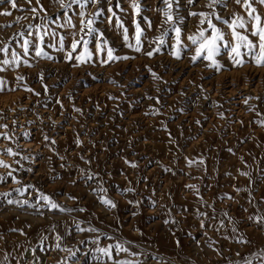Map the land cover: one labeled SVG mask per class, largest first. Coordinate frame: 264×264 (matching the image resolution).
Returning <instances> with one entry per match:
<instances>
[{"label":"rangeland","instance_id":"obj_1","mask_svg":"<svg viewBox=\"0 0 264 264\" xmlns=\"http://www.w3.org/2000/svg\"><path fill=\"white\" fill-rule=\"evenodd\" d=\"M19 3L28 7L24 0ZM41 3L53 21L50 29L61 34L70 31L58 27L65 14L55 0ZM157 3L142 0V7L148 9L142 15L153 21V27L148 29L141 20L148 38L141 52L125 45L115 21L109 26L102 17L96 24L114 54L130 59L101 64L106 57L94 54L91 62L78 64L65 60L63 52L45 48L54 59L30 53L31 67L22 65L0 73L8 89H15L0 93V124H7L14 138L13 142L0 139V149L11 146L20 152L16 157L0 155L19 169L13 175L20 181L14 182L6 176L9 169L0 167V175L6 178L0 182V193L36 204L43 192L62 208L72 209L45 206L37 211L27 205H9L0 197V264H74L67 249L79 258L76 264H99L84 253L94 249L91 241L97 235L101 245L111 242L104 234L131 241L133 251L146 254L140 257L145 264H230L239 259L237 252L251 258L264 250V223L255 222L264 217V127L254 122L259 117L249 111L254 105L264 113V66L250 60L233 66L222 53L217 59L223 67L217 71L206 67L207 61L193 64L192 51L182 53L180 59L167 48L152 57L145 55L155 47L149 41L160 34L161 16L152 10ZM205 3L198 0L192 10H201ZM100 6L107 16L108 0H101ZM120 6L126 11H114L134 42L129 0H120ZM5 9L13 16L0 15V25H8L0 28V47L10 45L20 51L17 34L41 20L16 23V17L31 14L0 5V11ZM233 10L243 11L234 0H224L218 9L225 18ZM67 15L78 23L72 11ZM181 15L187 16L183 7ZM198 19L188 17L185 33L196 31ZM94 44L89 46L93 50ZM153 73L160 78L155 79ZM18 75L25 77L19 86ZM25 85L34 91H26ZM25 132L29 135L24 136ZM45 135L49 140H44ZM186 158L203 159L204 164L189 167ZM240 171L249 175L241 176ZM86 173L98 176L86 181ZM101 181L117 203L115 209L101 204L93 191ZM188 184L197 185L199 195ZM17 188L27 190L20 195ZM126 188L134 191L120 195ZM226 193L234 199H221ZM130 200L140 203L129 204ZM224 212L229 216H223ZM77 224L95 227L99 233L80 232ZM240 237L251 243L239 242ZM253 264L261 262L254 259Z\"/></svg>","mask_w":264,"mask_h":264},{"label":"snow or ice","instance_id":"obj_2","mask_svg":"<svg viewBox=\"0 0 264 264\" xmlns=\"http://www.w3.org/2000/svg\"><path fill=\"white\" fill-rule=\"evenodd\" d=\"M24 3L28 5L27 8L21 6L19 0H0V5L8 4L11 9L31 14V16L24 15L16 17V23L29 19L41 20L40 24L29 23L24 30L17 34L16 43L20 51H17L10 45L0 47V53L4 54V58L0 59V73L7 72L10 68H19L22 65L31 67L27 59L30 53H34L35 57L49 60L54 59L45 48L63 52L65 54V60H74L77 61L78 64L91 62L94 54L106 57L100 60L101 64H109L112 61L130 59L128 56H118L114 54L115 49L109 46L108 41L104 38V33L96 27V24L101 21L102 17L107 21L109 26H113V21H115L114 26L120 30L125 45L136 52L142 51L144 47L143 41L148 39L145 34V29L141 26V20L148 29H152L153 27V21L149 17L142 15L143 12L148 10L142 7V0H129L130 7L133 10L132 22L135 30L133 36L134 42L130 41L129 29L125 26V22L117 14V11H114V8L118 9L119 12L126 11L120 6V0H116L115 5L112 4V0H108L109 6L107 8V16H105L104 8L100 6L101 0H55V3L59 5V8L65 14L64 23L58 24V27L70 29V31L64 34L48 27L53 21L41 3V0H35V6H33V0H24ZM234 3L243 11L238 12L233 10L231 15L225 18L218 11V9L224 5V0H206V3L199 11L192 10L197 6L198 0H185L183 5L181 4V0H158L156 7L152 10L161 16V23L158 25L160 34L156 36L154 40L149 41V43L154 44L155 47L147 51L145 55L152 57L154 54L161 52L162 49L167 48L174 58L180 59L182 53L192 51L193 54L190 57V61L193 64L197 61H207L208 63L205 66L214 68L217 71L223 67L217 59L222 53L227 55L233 66H243L245 63L249 62V60L254 62L257 66H264V11L260 10L264 8V0H234ZM182 7L187 11V16L181 15ZM91 8H95V11H91ZM204 9H207V11ZM69 11L73 12L78 23H74L72 17L67 15ZM41 13H44V15L41 16ZM0 15L11 17L13 16V12L5 9L0 11ZM188 17L199 18L195 32L185 33L184 31L185 21ZM218 25H223L224 27ZM7 26L8 25H0V28ZM169 40L172 41L171 44H169ZM185 41H187V43ZM93 42H95L94 50L89 47ZM153 77L155 79L160 78L155 73H153ZM24 79V76L18 75L16 77V81L18 82L17 86H19V82L24 81ZM40 79H44L43 75L40 76ZM24 87L26 91H34L27 85ZM6 89L15 90L8 89L7 81L0 76V93H3ZM44 89L47 91V85H44ZM35 94L39 95V93ZM148 98L153 99L152 97ZM254 99H259V97ZM244 103L248 104V99H245ZM76 111L80 110L77 109ZM249 111L255 112L256 116L259 117V119L254 122L264 127V113L257 110L254 105L249 108ZM220 116L223 118L222 113ZM197 123L200 122L197 121ZM0 129H4V131H0V139L13 142V134L7 131L8 125L0 124ZM23 135L28 136L29 133L25 132ZM44 140H49V137L45 135ZM77 143L79 144L81 142L77 140ZM51 144H55V140H52ZM16 148H19L18 143ZM229 151H231V149H229ZM0 155L16 157L20 155V152L9 146L0 149ZM21 158L28 159V157ZM241 160L243 161V157H241ZM14 162L19 164L18 160ZM90 162L91 161H87L86 163ZM125 162L129 163L132 168L137 167L135 162ZM186 162L189 167L204 164L203 159L196 160L186 158ZM0 167L9 169L6 176L10 177L14 182L20 183L16 176L13 175V173L17 172L19 169L12 168V165L8 164L3 159H0ZM28 171H32V169H28ZM239 174L241 176L249 175L244 171H240ZM97 176V173H86L85 180L91 181ZM0 182H6L5 176L0 175ZM27 187L34 188L35 186L28 185ZM186 187L194 190L197 195H199V188L197 185L188 184ZM26 190V188L16 189L20 195H23ZM93 191L97 193L101 204L111 209L117 207V203L108 196L107 189L102 186V181L97 184V187L94 188ZM133 191V188H126L120 191V195ZM235 191L240 192L241 189L236 188ZM10 195L11 194L7 192L0 193V197H4L9 205H27L36 208L37 211L40 210V207L45 206L48 207L49 210L59 209L60 211H72V209L62 208L49 195H45L43 192H39L36 204L30 203L27 199L23 201L8 199ZM70 198L76 199L75 197ZM221 199L232 200L234 197L226 193ZM41 200L44 202L43 205L39 204ZM128 203L139 205L140 202L130 200ZM80 211H83V209H80ZM223 216L228 217L229 214L224 212ZM229 219L231 218L229 217ZM249 219L254 220L255 218L249 217ZM168 222L169 221H165V223ZM172 222L175 223V221ZM255 222L264 223V217H260ZM233 223L235 222L233 221ZM220 226H224L223 221H221ZM77 228L80 232L87 231L99 233V230L95 227L83 228L77 224ZM235 231L236 228L233 227V232ZM103 238L111 242L101 245V238L97 235V237L91 241L94 245V249H92L90 253H84L85 258H87L88 255H92L93 259L98 261L99 264H145V261L141 260L140 257L146 254L140 251H133L130 247L131 241L120 240L108 236L107 234H104ZM59 239L60 237H57V240ZM239 242L244 244L251 243L250 240H246L244 237H240ZM210 243H215V241H211ZM56 247L59 248L60 244L57 243ZM67 251L70 257L75 258L74 264H76V261L79 259L76 257V253L72 249H67ZM236 255L239 259L235 262H230V264H253L254 259L264 264V250L256 253L251 258L245 257L239 252H237ZM153 258L158 259L157 257ZM4 260L7 261V255H5Z\"/></svg>","mask_w":264,"mask_h":264},{"label":"crops","instance_id":"obj_3","mask_svg":"<svg viewBox=\"0 0 264 264\" xmlns=\"http://www.w3.org/2000/svg\"><path fill=\"white\" fill-rule=\"evenodd\" d=\"M237 221V220H236Z\"/></svg>","mask_w":264,"mask_h":264}]
</instances>
